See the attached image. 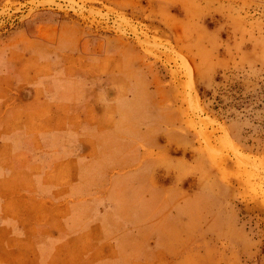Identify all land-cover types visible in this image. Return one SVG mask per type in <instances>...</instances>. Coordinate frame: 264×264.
Masks as SVG:
<instances>
[{
    "label": "rangeland",
    "instance_id": "obj_1",
    "mask_svg": "<svg viewBox=\"0 0 264 264\" xmlns=\"http://www.w3.org/2000/svg\"><path fill=\"white\" fill-rule=\"evenodd\" d=\"M0 264H264V0H0Z\"/></svg>",
    "mask_w": 264,
    "mask_h": 264
},
{
    "label": "crops",
    "instance_id": "obj_2",
    "mask_svg": "<svg viewBox=\"0 0 264 264\" xmlns=\"http://www.w3.org/2000/svg\"><path fill=\"white\" fill-rule=\"evenodd\" d=\"M68 191L70 192L71 189V193L77 194L76 196V200L77 201H81L86 199L87 197H80V195H86L87 190L86 187L84 186V184L80 181L78 183V185L76 187L72 188L69 186ZM61 204L57 203L55 205V208H60ZM75 207V204L70 208V212L68 211L67 214H65V225L66 226H76V225H91V226H101V227H109V230L106 231V236H105V243H116L117 244V256L118 259H130V258H134V257H138L134 254L131 253L130 250V246H128V244L130 242H133V240H131V238L125 237L122 232L123 230H125L126 228H131L130 226L132 225L131 222H119L114 219H112V215L114 214V212H116L117 210L114 207H110L108 208L105 212H103L102 209L98 208V209H78L76 212L71 213L73 211V208ZM97 215V216H95ZM115 215V214H114ZM94 216L96 218H94ZM56 219H59V215L57 214ZM136 219V218H135ZM95 221L94 223H90ZM99 220V221H98ZM76 224V225H75ZM135 224V221H134ZM133 226V225H132ZM110 227L116 228L115 229V233H117V238L115 240L112 239L111 237V233H110ZM122 228L121 232L118 230V228ZM114 231V230H113ZM121 233V234H120ZM127 244V245H125Z\"/></svg>",
    "mask_w": 264,
    "mask_h": 264
}]
</instances>
